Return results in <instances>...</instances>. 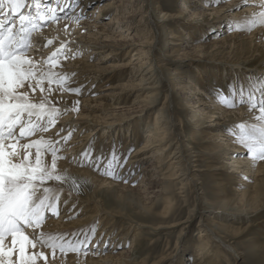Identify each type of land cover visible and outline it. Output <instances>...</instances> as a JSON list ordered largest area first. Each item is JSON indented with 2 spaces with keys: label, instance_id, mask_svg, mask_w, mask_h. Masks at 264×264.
I'll return each instance as SVG.
<instances>
[{
  "label": "rangeland",
  "instance_id": "obj_1",
  "mask_svg": "<svg viewBox=\"0 0 264 264\" xmlns=\"http://www.w3.org/2000/svg\"><path fill=\"white\" fill-rule=\"evenodd\" d=\"M251 1L247 0L248 6L244 7L242 5L245 0H81L79 6L70 8L77 11L79 10L77 8L81 6L85 12L96 8V11L101 13L100 19L95 18L97 25L104 26L105 31H99L96 34L95 31L89 32V29H85V33L89 32L95 34L96 37L100 36V39L98 38L100 41L97 38L94 41L90 39L91 37H87V39L82 36L79 38L74 36L73 38L82 41V44L79 47L71 46L70 49L75 50L76 53H67V59L80 57L88 64L98 63L97 65L102 68L88 67L83 63L78 64L79 67H77L80 70L84 69V77L68 76L64 87L81 89L79 94L70 91H66V93L79 99L88 100L86 105L85 102L78 104V107H83V112L86 115L80 116L78 115L79 111L73 113V110H68L63 118L57 119V123L49 129L52 131L60 124L76 126L81 122H87L88 127L81 129L79 133L82 135L85 132L90 136L87 139L75 138L76 132L69 131L71 136L68 137V142L80 139L77 144H82L85 141L91 148L88 150L86 148L84 152L92 154L94 157H101L97 153L98 150L104 151L105 155L99 173L114 170L117 173V178L106 174L110 178L109 180L130 186V189L115 185L111 191L102 188L96 195L92 190L94 186L84 177L68 173L61 174L66 177V181H51L47 186L55 189L61 188L60 191L64 190L63 192L67 193V196H71L80 203L74 201L73 204H70L69 199L67 202L60 198L58 214L50 213L51 216L46 213L44 223L49 218H55L59 223L62 220H65L63 221L65 223L81 219V224H84L81 227L86 228L85 235H80L81 237L77 235V237L70 238V241L75 244L84 241V237L90 236L91 243L87 242L84 246L88 248V246L94 245L97 250L94 253L101 259L99 260L100 264H120L113 258H104L120 254H124L127 257V262L131 264L141 262L144 264H264V222H260L264 217V207L253 214L240 215L218 211L215 205L225 199L238 201L237 199L242 198L248 190L246 196H253L256 187L258 188L260 183L264 182V172L255 174L258 163H262L264 160L253 161L257 164L251 167L250 172L244 171V166L238 165L236 162L234 158L236 155H228L239 144L237 139L239 128L229 127L227 134L232 137H230L232 140L226 139V136L218 135V130H214L216 128L213 126L212 117H208L212 115L213 105L227 110H233V107H236L237 110L249 106L247 100L249 93H253V88L256 91L258 89L260 99L264 96V89H262V85H264V40L262 39L264 36L260 32V26L264 27V25L255 26L251 31H248L238 28L237 24L233 23V20L239 16L257 12V10H253ZM107 3L110 4V9L109 7L108 9L102 8ZM45 4L56 8L58 4L63 6L64 1L46 0ZM84 6H88V9ZM258 6L261 5L256 4V7ZM67 13L72 15L70 11ZM165 16L167 19H164ZM92 18V16H86L78 22H86ZM220 18H223V22L218 21ZM127 26L133 27L134 30L127 31L125 28ZM49 27L50 22L45 27H40L39 32L35 31L31 34V46L27 55L33 54V50H31L35 46L32 40L33 35L41 31L45 33ZM145 29L150 32L145 33H149L152 41L156 37L155 46L150 53L154 67V79L152 77L153 80L150 81H154L158 87L161 86L160 95L156 97L157 105L147 109L144 106L146 101H142L143 97H138L136 94L139 92L134 93L130 86V83L138 84L140 79H135L131 73L123 71L130 70L133 66L132 63L136 62L134 58L137 57L134 56L132 50L134 47H129L128 40L125 41L126 33L131 32L137 43ZM73 34L74 32L70 36ZM234 34H239L236 40H232ZM226 39H230V43H222L226 42ZM96 42L101 43L97 44ZM177 43L182 44L179 46ZM178 46L179 49H177ZM149 48L146 47L145 50L148 51ZM147 55L149 56V54ZM35 57L33 59H36ZM150 58L145 59L149 60ZM195 59L199 61L196 62ZM202 60H208V62H202ZM192 61L195 62L191 63ZM125 63L129 64L125 69L119 68L115 71L112 70L113 72L110 70L114 65ZM174 68H182L186 74L178 86L169 80ZM95 70L99 71V74ZM200 72L203 75V81L200 79ZM207 79L213 82H211L212 86H208L209 83L205 84L208 82ZM241 83L244 84V103H240L239 94L230 100H223L221 90L224 93H229L230 84L239 87ZM179 85L182 90L178 91ZM115 91L119 94H110ZM123 92L124 95H121ZM97 97L101 98L97 99ZM114 97L115 99H113ZM94 99L99 103L98 107L91 103ZM199 99H201L200 103H195V106L206 102H211L212 106L206 107V116L197 117L202 120L203 124L196 130V120H191L194 107L192 104ZM91 104L93 105L91 106ZM164 106L162 120L168 122L166 126L170 129L169 133L173 142L169 143L172 147L167 150L169 152L163 154V165H160L157 159L153 158L157 150L154 145H158V142L151 144L154 137L149 136V133L150 131L155 133L152 125L156 111L163 109ZM202 107L200 106V108ZM194 109V111H198L197 107ZM92 113L101 115V118L95 123H93ZM244 123L247 122H241V124ZM137 126L140 127V138L137 136L138 139H134V131L138 128ZM91 129L94 131L93 133ZM28 139L24 138V140ZM59 148L61 150L60 146ZM140 148L141 150H138ZM213 148L214 150H212ZM179 150H181L180 153H178ZM113 154L120 159H114ZM171 155L173 156L171 157ZM71 156L72 154L70 156L62 154L61 157L64 159L66 157L71 161ZM81 159L82 161L85 159V163L90 168L97 170L87 160V157L81 156ZM181 159H184L183 163H181ZM105 165L108 166L105 167ZM236 168H240V170ZM120 169H122L121 172ZM97 203L100 205L103 215L94 212ZM78 205L80 206L78 207ZM87 205L90 208L84 210ZM145 205L152 211H145L143 208ZM166 208L167 211L164 213ZM214 211L223 214H220L221 217L224 216L223 219L220 217L217 219L223 221L228 229L221 228L219 230L216 229V226H212V222H209L207 216ZM66 214L70 216L69 219L64 216ZM44 229L47 230V228ZM136 229L138 234L135 235ZM203 229L206 232L210 230L209 233L207 232L208 235L200 236ZM215 233L222 236L227 244L234 246L240 256L237 257L233 252L225 251L227 248L223 244H219ZM208 236H211L210 239H212L213 254L212 249H209L208 257L206 254H202L201 257L199 255L201 258L199 261V258L195 259V249H198V243L202 241L201 237ZM66 238L63 237L67 240L68 238ZM216 249H218V253ZM43 250L45 253L48 251L47 249ZM165 256L169 260L165 259L162 262L161 258ZM195 260L196 262H194ZM83 263L85 264L84 261L81 264Z\"/></svg>",
  "mask_w": 264,
  "mask_h": 264
},
{
  "label": "snow or ice",
  "instance_id": "obj_2",
  "mask_svg": "<svg viewBox=\"0 0 264 264\" xmlns=\"http://www.w3.org/2000/svg\"><path fill=\"white\" fill-rule=\"evenodd\" d=\"M80 2L64 0L63 6L58 4L51 8L42 0L31 3L28 0H0V15L7 16V19H0V264H49L43 249L51 250L53 256L57 250L65 254L66 250L80 252L83 249L87 254L84 241L73 244L56 235H45L42 230L46 213L58 214L62 194L47 185L51 181H66V177L57 172L62 141L46 140L43 135L39 139H30L39 132L46 133L57 123L61 109L58 107L60 99L55 98L54 93L62 96L64 91L77 94L81 91L80 88H65L68 74L55 71L61 66L58 58L64 56L67 59L71 41L60 42L43 62L27 55L31 34L49 22L67 20L66 9L79 6ZM242 6H248L247 0ZM261 7H264V0H261ZM83 18H86L84 9L73 17L76 21ZM257 25H264V11L252 13L237 22L239 28L248 31ZM68 28L65 24V30ZM46 43L52 44L53 40L49 38ZM37 90L40 92L38 99L34 95ZM221 93L225 101L239 94L240 103L245 102L243 83L239 87L230 84L229 93L223 90ZM78 103L75 101L74 105ZM248 103L251 108L259 109L255 117L257 123L237 125L240 130L237 139L253 161L264 160V96L257 101L255 95L249 93ZM56 135L60 136V133ZM70 136L69 132L63 140ZM24 138H29L28 142L18 145ZM18 147L24 152L18 151ZM33 148L34 161L30 159ZM46 155L51 156L50 166L45 163ZM80 155L87 157L97 170L102 166L104 157H94L87 152ZM113 158L120 159L114 154ZM106 174L117 178L114 170L106 171ZM88 243H91L90 239Z\"/></svg>",
  "mask_w": 264,
  "mask_h": 264
},
{
  "label": "bare ground",
  "instance_id": "obj_3",
  "mask_svg": "<svg viewBox=\"0 0 264 264\" xmlns=\"http://www.w3.org/2000/svg\"><path fill=\"white\" fill-rule=\"evenodd\" d=\"M64 1V0H63ZM30 3L32 2L29 1ZM46 0H42V3L45 4ZM252 5H253V10H257L256 13L260 12V11H264V7H256V4H259L261 5V0H252ZM105 4V3H104ZM213 4V3H212ZM110 9V4L107 3L106 5H104L102 8H107ZM54 8V7H53ZM84 8H87L88 9V6H84ZM258 8V9H257ZM77 9L79 10H71L70 8L69 9H66V11H70L72 12V15H68L69 18L67 20L65 19H61L59 22H53L51 24L50 22V27L47 28V30L44 32H40V33H37V34H34L33 35V43L35 44L34 47L31 48V50H33V54L32 55H28L32 58L35 57L36 55V59L37 61H45L46 58L55 50V48L59 47L60 45V42L62 41H65V40H70L71 43L69 44V49L71 48V46L73 47H79V45H81L82 41L80 40H75V38H73L74 36L76 38H79L80 36H82L83 38H87V37H91L90 39H96L99 40L100 39V36L96 37L95 34H91L89 32H92V31H95V33L99 32V31H103V27L100 25L98 26L97 25V20L96 19H100L101 18V13L100 11H96V8H91L88 12H85L84 11V14L86 16H89V17H93L92 20L88 19L89 22H78L76 21L75 19H73V17L75 16H78L81 14V6L78 7ZM93 9V10H92ZM34 10V8L32 9V11ZM85 10V9H84ZM7 11V9L5 10ZM75 12V13H74ZM255 13V12H253ZM9 15H11V13L9 12ZM62 16L64 15L63 13L61 14ZM251 15H242V16H239L237 17V19L233 20V23L234 24H237V22H240V21H243L246 17H249ZM3 15H0V19H3ZM96 18V19H95ZM164 19H167V16L164 17ZM115 20V19H114ZM223 18H220L218 21H222ZM80 21V20H79ZM128 22V21H126ZM73 23V24H72ZM109 23V22H108ZM65 24H68L69 25V28L67 30H65ZM106 24V23H105ZM130 24V23H129ZM200 26V25H199ZM258 26V25H257ZM127 28V31H131L134 30L133 27H125ZM239 28V27H238ZM85 29H89V32H84ZM260 29L264 36V27H261L260 26ZM51 31V32H50ZM105 31V30H104ZM39 32V30L37 31ZM72 32H74V34L72 36H70ZM145 32H149L147 31V29H145L144 33L140 36V39H139V42L136 43V40L134 39L133 35L131 34V32H127L126 33V38H125V41L128 40L127 42L128 43V46L129 47H134L132 50L134 51V56H137L136 58H134V61H136L135 63H132L133 66L130 70H127L125 68H127L129 66V64L125 63V64H118V66H113L112 68L113 69H110L111 71L112 70H117V69H125L123 70L124 72H127L128 74H132L135 79H140V82L138 84H134V83H130V86H131V90L134 91V93H137L139 92V94H136L138 97H143L142 101H146V104L144 106H146V109L147 108H150L151 106H154L156 104V97H158L160 95V87L156 86L155 85V82L154 81H150L153 77V72H154V67H153V62L151 60V56H150V53H151V50L154 48L155 46V43H156V37H154L153 41L150 39V35L149 33H145ZM44 33V34H43ZM96 33V34H97ZM102 33V32H101ZM255 34V33H254ZM257 34V33H256ZM105 35V34H104ZM239 35V34H238ZM238 35L234 34L232 40H236V38H238ZM69 36V38H68ZM103 36V34H102ZM101 36V37H102ZM107 37H109L107 35ZM123 37V36H122ZM187 37V36H186ZM51 38L53 40V43L52 44H47V40ZM99 38V39H98ZM225 38V37H224ZM252 38V37H251ZM88 39V38H87ZM105 39V38H104ZM112 39V38H111ZM83 40V39H82ZM135 40V41H134ZM192 40V39H191ZM230 39H226V42H222V43H230L229 42ZM264 40V38L262 39ZM95 41V40H94ZM100 41V40H99ZM220 42V41H219ZM263 42V41H262ZM95 43V42H93ZM97 43V42H96ZM101 43V42H100ZM100 43H97V44H100ZM121 43V42H120ZM182 44V43H181ZM180 43H177V45L181 46ZM232 44V43H231ZM225 46V44H222ZM31 46V45H30ZM126 46V45H125ZM137 46H139V48H137ZM179 46L177 47V49H179ZM186 46V45H185ZM37 47V49H36ZM136 47V48H135ZM146 47H150L147 50H145ZM232 48V47H231ZM236 48V47H235ZM93 51V50H92ZM71 53H76L75 50H72L70 49V51L68 52V54H71ZM79 54V53H78ZM149 54V56L147 55ZM88 56V55H87ZM184 56H186V54H184ZM78 58V57H77ZM84 58V57H83ZM145 58H150L149 60H146ZM133 61V62H134ZM195 61H199V60H196ZM195 61H192L191 63H194ZM201 62V61H200ZM202 62H208V60H205ZM58 63L61 65L60 67L56 68L55 71L57 72H60L61 74H64V73H67L69 77H80V76H83L85 74L84 72V69L80 70V68H78V64L79 63H83L85 66H88V67H96V68H100L96 63H93V64H88L86 60L82 59V58H78V59H74L73 58H70V59H65L64 57L63 58H58ZM131 65V64H130ZM78 66V67H77ZM207 66V65H206ZM200 67V66H199ZM234 67H237V66H234ZM87 68V67H86ZM102 68V67H101ZM100 68V69H101ZM104 68V67H103ZM218 68V67H217ZM88 69H86L87 71ZM89 71V70H88ZM97 72V70H95ZM99 72V71H98ZM97 72V73H98ZM113 72V71H112ZM228 72V71H227ZM243 72V71H242ZM96 73V74H97ZM109 73V72H108ZM204 73V72H203ZM74 74V75H73ZM90 74V73H89ZM99 74V73H98ZM151 74V76H149ZM229 74V73H228ZM205 75V74H204ZM244 75V74H243ZM99 76V75H98ZM108 76V75H107ZM184 76H186L185 74V71L182 70V68H174V71L173 73L169 76V80L172 81V83L176 86H178V83L180 84V81H182V79H184ZM199 76H200V79L203 81V75L202 73L200 72L199 73ZM84 77V76H83ZM89 77V76H88ZM97 77V76H96ZM100 77V76H99ZM105 77V76H104ZM212 77V76H211ZM82 78V77H81ZM92 78V77H91ZM134 79V78H133ZM154 79V77H153ZM152 79V80H153ZM212 79V78H211ZM230 79V78H229ZM258 79V78H257ZM227 80V79H226ZM156 81V80H155ZM208 82H206L205 84L207 85L208 83V86H212L213 84H211L212 81L208 80ZM228 82V81H227ZM125 83V82H124ZM154 83V84H153ZM213 83V82H212ZM230 83V82H229ZM239 83V82H238ZM264 84V83H263ZM127 85V83H126ZM149 85V87H148ZM193 86V85H192ZM115 87V86H114ZM125 88V86H123ZM128 87V86H127ZM120 88V87H118ZM179 89H181V85H179V87L177 88V90L179 91ZM128 90V89H127ZM182 90V89H181ZM253 94L255 95V98L257 101L260 100V96H259V93H258V89L256 91V89L253 88ZM122 91V90H121ZM120 91V92H121ZM177 92V91H176ZM127 93V92H125ZM106 94V93H104ZM111 95L114 94V95H117L119 93H117L116 91L113 93H110ZM121 94V93H120ZM176 94V93H175ZM35 97L38 99L40 97V92L39 90H37V92L34 94ZM55 98L57 99H60V103L58 104V106L60 107L61 109V113L58 115L57 119H61L63 118V115L66 113V111L68 110H73V113H78V115L82 116V115H86L84 112H83V107L81 108L78 107V105H74V102L75 101H78L79 103H82L84 104L85 102V105H86V102L88 100H84V99H79L77 97H73V96H70V95H67L66 91L63 92L62 96L60 93H54L53 94ZM109 95V96H111ZM121 95H124V92L123 94ZM106 96V95H105ZM178 96V95H177ZM176 96V97H177ZM101 97H103L101 95ZM101 97H97V99H100ZM113 97V96H112ZM106 98V97H105ZM178 98V97H177ZM115 99V97L113 98ZM137 99V98H136ZM95 100V99H94ZM92 100L91 103L95 104V106H97L99 103L97 102V100ZM191 100V98H190ZM203 100V99H202ZM159 101V100H158ZM201 101V99L195 101L192 106L193 109H192V115H191V120H196V130L201 128L203 122L202 120L198 119L200 118L201 115H204L206 116V112H205V109L206 107H211L212 105L210 104L211 102H206V103H202V105L200 106H203L205 108H200L199 104L198 106H195V103L197 104V102ZM248 101V100H247ZM190 102V101H189ZM236 102V101H234ZM78 103V104H79ZM158 103V102H157ZM200 103V102H199ZM91 104V106L93 105ZM234 104V103H233ZM157 105V104H156ZM164 105V104H163ZM250 106V105H249ZM249 106H246L245 108H240V109H237L236 110V107L234 108L233 107V110H227V109H223L222 107H218V106H215L213 105L212 108H213V111H211V116H208V117H212V121L214 122L213 126H215L216 129L214 130H218V135L220 134V136H226L225 138L226 139H230L232 140L231 136L229 134H227V129L229 127H237V125L241 124V122H247V123H244L246 125H251V124H255L257 123L255 117L259 114V109H252L250 108ZM98 107V106H97ZM97 107H94V108H97ZM195 107L198 108V111H194ZM75 108V109H74ZM78 108V110H77ZM85 108V107H84ZM152 108V107H151ZM164 108L165 106L163 107V109H160L159 111H156V117L154 118L155 120L153 121V125H152V129L155 130V133H153V131H150L149 133V136L151 137H154L152 140H151V144L152 143H156L158 142V145H154L155 149H157L155 151V154L153 156V158H156L157 159V162L160 163V165L162 164L163 165V158H164V155L166 152H169L167 151L168 149H170L169 147H172L171 144L173 142V139L171 138L172 136H170V129L166 126L167 123L164 122L162 119L164 117V113H162V111H164ZM188 108V107H187ZM168 109V108H167ZM208 109V108H207ZM82 110V111H81ZM85 110V109H84ZM133 110V109H132ZM151 110V109H150ZM75 111V112H74ZM144 111V110H143ZM168 111V110H167ZM138 112V111H137ZM176 114V113H175ZM70 115V114H69ZM136 115V114H135ZM92 116L94 117L93 119V123H95L96 121H98L100 118H101V115H97V114H93L92 113ZM198 117V118H197ZM66 118V117H65ZM70 118V117H69ZM111 119V118H110ZM206 119V118H205ZM223 119V120H222ZM91 120V119H90ZM66 121H68L66 119ZM92 121V120H91ZM140 121V119H139ZM229 121V122H228ZM65 122V120H64ZM100 122V121H99ZM89 123V122H88ZM92 123V124H93ZM63 124V123H62ZM87 122H81L79 125H76V126H70V125H58L57 127H54V130L50 131V129L44 133V132H39L37 133L36 135L33 136V138H30L32 140H35V139H39L41 135H43L45 137L46 140H61V144L59 145L61 147V150L59 151V155H58V166H57V172L58 174H64V173H68V174H75V175H79L81 177H84L85 179H87L94 187V189L92 188V190H94V193L97 195L99 190H101L102 188H107L109 191L112 190V188L115 187V185L117 187H121V188H124V189H130V186H127V185H124L122 183H118V182H114V180H109L110 178L106 175V171H101L102 173H99L100 170H96L94 168H90L88 166V164L85 163V159H81V153L84 152V150L87 148L90 149L91 147H89V144L87 145V143L83 142L82 144H77L79 142L80 139H76L75 141H72V142H68V139L65 141L63 140L64 137L68 136V133L69 131L70 132H76L75 133V138L76 137H83L85 139H87L90 135L88 133H83L82 135H80V130L81 129H86L88 127L89 124H87ZM92 127V126H91ZM94 127V126H93ZM138 127V126H137ZM61 129H63V131H61ZM95 129V128H93ZM172 129V128H171ZM225 129V130H224ZM173 131V130H172ZM176 131V130H175ZM89 132V131H88ZM91 132L93 133L94 131L91 129ZM57 133H60V136H57L56 134ZM140 127L136 128L135 131H134V139H138V137L140 138ZM78 135V136H77ZM148 135V134H147ZM138 136V137H137ZM231 137V138H230ZM130 138V137H129ZM132 138V136H131ZM171 138V139H169ZM108 140V139H107ZM88 141V140H87ZM97 141V140H96ZM28 140H24V139H21L20 141H18V145L19 144H24V143H27ZM98 143V141H97ZM171 143V144H169ZM150 144V143H149ZM228 144V143H227ZM108 146V145H107ZM101 147V146H100ZM110 147V146H108ZM146 147V146H145ZM144 147V148H145ZM143 148V149H144ZM150 148V147H148ZM147 148V149H148ZM93 150V149H91ZM138 150H141L138 149ZM152 150V149H151ZM182 150V149H181ZM178 151V153H180V151ZM214 150V148L212 149ZM18 151H20L21 153L24 152V149L22 148H19L18 147ZM32 152V156L30 157V159H32L34 161L35 159V148L31 149L30 150ZM102 151V150H101ZM126 151V150H125ZM100 154L101 157H104V151L103 152H100L98 150V152ZM247 153V154H246ZM62 154H67L68 156H70L72 154V160L69 161L64 158H62ZM153 155V154H152ZM228 155H231V156H234V158L236 159V162L238 163V165H242L244 166V171H247V172H250V169L251 167H253V165L257 164V162H253L252 158L249 157L248 155V152L247 150L239 143L238 145L235 146V148L231 151V153H229ZM173 155H171L172 157ZM182 156V155H180ZM179 156V157H180ZM134 157V156H132ZM151 157V156H150ZM174 158V157H173ZM232 158V157H231ZM130 161V160H129ZM154 161V159H153ZM184 159H181V163H183ZM131 162V161H130ZM45 163H47L49 166L51 164V156L50 155H46L45 156ZM118 165V164H117ZM159 165V166H160ZM108 166V165H107ZM105 165V167H107ZM132 167V166H131ZM113 168V167H112ZM176 168V167H175ZM162 169V168H161ZM237 170H240V168H236ZM122 169H120V172H121ZM186 172V171H185ZM264 172V161L262 163H258V166H257V169H255V174L257 173H263ZM145 174V172H144ZM66 175V174H65ZM70 176V175H69ZM145 176V175H144ZM135 178V177H134ZM144 182H146L145 180H143ZM88 182V183H89ZM143 182V183H144ZM147 184V183H146ZM167 184V183H166ZM169 184V183H168ZM88 185V184H86ZM169 186V185H168ZM50 187V186H49ZM146 187V185H145ZM58 189V188H57ZM61 189V188H60ZM60 189H58L59 192H61V196L60 198L63 199V201H68L70 202V204H73L74 201H76V199L72 198L71 196H67L68 194L63 192V191H60ZM250 189H253V188H250ZM120 190V189H119ZM256 192L253 196L249 197V196H246V194L249 192L246 191V194L242 196V198L240 199H237L238 201H235V200H232V199H228V200H221L220 202H217L215 203L216 205V209H218V211H225L226 214H229V213H236V214H240V215H249V214H253L259 210H261L263 207H264V182L263 183H260V186L257 188L256 187ZM81 196V195H80ZM114 197V196H113ZM116 197V196H115ZM117 197L120 198L119 195H117ZM76 198V196H75ZM78 198V196H77ZM80 199V198H78ZM116 199V198H115ZM118 199V198H117ZM96 200V199H95ZM99 200V199H98ZM67 201V202H68ZM65 202V203H67ZM78 202V201H76ZM102 202V201H101ZM80 203V202H78ZM69 204V205H70ZM85 204V203H84ZM89 204V203H87ZM108 204V203H107ZM83 205V204H82ZM94 205V204H93ZM131 205V204H130ZM157 205V204H156ZM80 205H78L79 207ZM132 206V205H131ZM73 207V206H72ZM90 207H88V205L86 207H84V210L88 209ZM137 208V207H136ZM144 210L147 211V212H151L152 210L150 208L147 207V205L143 206ZM94 212L95 213H99L101 215L102 214V210L100 209V205L97 203L95 208H94ZM68 211V210H67ZM167 211V208L166 210H164V213H166ZM112 212H114L112 210ZM118 212V211H116ZM108 213V212H107ZM47 214H50V213H47ZM106 214V212H105ZM222 213H219V212H211V214H208V219H209V222L211 221L212 223V226H216V229H221V228H225V229H228L227 225L221 221V220H218L217 218L220 217L223 219V217H221ZM51 215V214H50ZM70 215V214H69ZM85 215V214H84ZM121 215V213H120ZM223 215V214H222ZM48 216V215H47ZM52 216V215H51ZM67 219H69L70 216H68L67 214L64 215ZM113 216V215H112ZM122 216V215H121ZM120 217V216H119ZM124 217V216H123ZM125 219V218H124ZM217 219V220H216ZM81 219H77V220H74V221H68V222H65L63 223V221L65 220H62L60 221V223L58 222V220H56L55 218L51 219L49 218V220L43 224V231L45 230L44 228H47V230H45L44 232L48 233L47 235L51 234V235H56V236H59L61 238L63 237H67L66 239L70 241V238L72 237H77V235L79 237H81L80 235H85V230L86 228H83L81 227L82 225L84 224H81ZM205 221V220H204ZM116 222V221H115ZM260 222H264V217L261 218ZM207 223V222H206ZM208 224V223H207ZM206 224V225H207ZM64 227H63V226ZM92 225V223H91ZM211 226V225H210ZM62 227V228H61ZM209 227V226H208ZM212 228V227H211ZM210 229V228H209ZM140 230V229H139ZM212 230V229H211ZM210 231V230H209ZM209 231H207L209 233ZM216 231V230H215ZM232 231V230H231ZM206 232L205 229L202 230V232H200V236H206L208 235V233ZM140 233V232H139ZM135 235L138 234V230L136 229V232L134 233ZM215 236L218 238V242L219 244H223L224 247H226L227 249H225V251H229V252H233L234 255H237V257L240 256V254H238V251L235 250V247L232 246L231 244H227L222 236H219L215 233ZM106 237V236H105ZM87 238V239H86ZM84 237L83 239L84 240V245L88 242V239H90V236L88 237ZM211 236H208V237H201V242L198 243V249L196 250L195 249V259L199 258V261L201 260V255L202 254H206L207 257H208V254H209V249H212V239H210ZM92 239V238H91ZM66 240V241H67ZM94 244V243H93ZM226 246H225V245ZM109 247V246H108ZM231 247V248H230ZM98 248V247H97ZM220 248V247H219ZM112 249V248H111ZM183 249V248H182ZM47 253L46 255L48 256V260H49V264H81L83 261L85 262V264H100L99 263V260H101L100 258H98L96 256V253H94V251L96 250V248H94V245H90L88 246L87 248V254L84 253L83 249H81L80 252H73V251H70V250H66V253L65 254H61L58 250L57 252L55 253V255L53 256V254L51 253V250L47 249ZM198 250H199V253H198ZM233 250V251H232ZM97 251V250H96ZM110 252V251H109ZM212 254H213V249L211 250ZM216 252L218 253V249H216ZM215 252V253H216ZM124 253V252H122ZM120 254V253H119ZM118 255V254H117ZM193 255H194V252H193ZM200 255V257H199ZM184 256V255H183ZM212 256V255H211ZM167 256H165L164 258H161L163 259L162 262L165 261V259H168L169 258H166ZM172 257V256H171ZM170 257V259H171ZM104 258H113L115 261L119 262L120 264H131L129 262H127V257L124 255V254H120L119 256H116V255H109V256H105ZM104 260H107V259H104ZM167 260V261H168ZM177 260V259H176ZM145 261V260H143ZM146 262V261H145ZM196 262V260L194 261ZM147 263V262H146ZM179 263V262H178ZM40 264H42V262H40ZM84 264V263H83ZM136 264H144L143 262L141 263H136ZM171 264V263H170ZM175 264V263H174ZM177 264V263H176ZM180 264V263H179ZM189 264H194V263H189Z\"/></svg>",
  "mask_w": 264,
  "mask_h": 264
}]
</instances>
